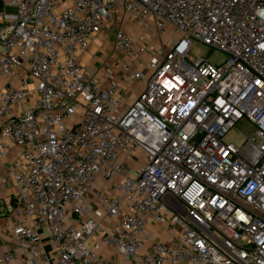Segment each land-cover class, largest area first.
Masks as SVG:
<instances>
[{
	"label": "built area",
	"instance_id": "built-area-1",
	"mask_svg": "<svg viewBox=\"0 0 264 264\" xmlns=\"http://www.w3.org/2000/svg\"><path fill=\"white\" fill-rule=\"evenodd\" d=\"M0 2L4 213L27 264H103L104 245L127 264H264V0ZM104 28L112 54L86 69Z\"/></svg>",
	"mask_w": 264,
	"mask_h": 264
},
{
	"label": "crops",
	"instance_id": "crops-1",
	"mask_svg": "<svg viewBox=\"0 0 264 264\" xmlns=\"http://www.w3.org/2000/svg\"><path fill=\"white\" fill-rule=\"evenodd\" d=\"M124 27L128 31L139 30L136 26L128 21L124 22ZM96 44H99L97 46ZM112 37L100 34L98 38L91 44V46L83 51L78 52L77 57L79 62L86 69H97L101 71L102 63L110 57ZM15 151H11L5 160L0 161V254L8 250L18 248V252L13 255V260L10 264H27L29 255L24 247L18 246L13 238L12 226L13 218L6 216L4 213L5 202L12 196V183L7 182L6 178L9 174L11 163L13 162ZM48 232V230H45ZM148 232L158 240H166L173 233L172 228L168 225H150ZM49 248V247H48ZM103 264H127L121 254L117 252L113 245L103 246L100 251Z\"/></svg>",
	"mask_w": 264,
	"mask_h": 264
},
{
	"label": "rangeland",
	"instance_id": "rangeland-1",
	"mask_svg": "<svg viewBox=\"0 0 264 264\" xmlns=\"http://www.w3.org/2000/svg\"><path fill=\"white\" fill-rule=\"evenodd\" d=\"M7 11L14 12L15 8L9 7L7 8ZM150 32L153 31L150 29ZM167 32L168 35L164 37L157 35L153 40V44L156 45L157 43H160L161 45L166 47V45L171 40V33L173 32V30L168 29ZM102 34L112 37V33L109 28H104ZM96 45L99 46V44ZM190 55L194 59L198 57L206 58L210 63L218 65L223 63L227 58V55L223 51L219 49L211 50L208 46L197 43L191 46ZM253 131L254 126L247 120L243 119L239 121L234 128H232V130L227 134L226 138L227 140L233 141L239 145L246 139L250 138L253 134Z\"/></svg>",
	"mask_w": 264,
	"mask_h": 264
},
{
	"label": "trees",
	"instance_id": "trees-1",
	"mask_svg": "<svg viewBox=\"0 0 264 264\" xmlns=\"http://www.w3.org/2000/svg\"><path fill=\"white\" fill-rule=\"evenodd\" d=\"M3 8V5H2V3L0 2V10Z\"/></svg>",
	"mask_w": 264,
	"mask_h": 264
}]
</instances>
